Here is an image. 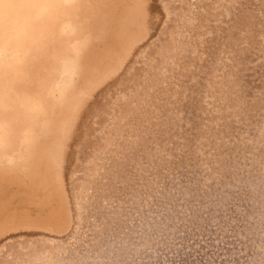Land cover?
Returning <instances> with one entry per match:
<instances>
[{
  "label": "bare ground",
  "instance_id": "bare-ground-1",
  "mask_svg": "<svg viewBox=\"0 0 264 264\" xmlns=\"http://www.w3.org/2000/svg\"><path fill=\"white\" fill-rule=\"evenodd\" d=\"M193 1L195 4L192 5L190 0H0V248L20 236L63 240L75 228L68 241H57L56 245L61 247L57 251L62 256L63 248L71 247L69 255L62 258L63 264H82L74 252L89 245L86 233L92 222L88 217L101 213L103 207L100 202L104 198V201H110V207L103 205L102 213L108 218L104 221L101 213L104 219H101V224L109 221L113 231H127L135 241L130 246L133 250L118 257L122 258V264H207L206 259L213 264L216 257L206 258V251L201 248L204 252H199L200 246L196 245L197 242L191 243L190 239H194V233L203 235L202 245L213 249V241L216 240H210L211 236L207 234L214 230L208 227L215 223L219 225L224 220H229L231 224H227L232 225L227 226L226 234L232 237L233 248L248 250L243 261L237 264H264V238L262 241L258 238L259 232H264V172L259 177L250 172L253 169L251 157H260L262 149L255 150L252 156L246 154L249 157L246 160L248 166H244L246 170L239 167L234 157L229 156L231 158L228 159V152L232 148L234 155L235 149L242 147L240 138L246 134L236 133L231 138L228 136L229 127L223 124L225 128L217 134L219 146L211 140V148H206L213 153L220 147L228 150L220 155L218 160L221 163L213 160L216 158L211 159L213 155L208 151L206 157L198 148L197 151L195 148V151L190 150L198 134H212L208 129L213 124L203 125L205 116L211 120L223 111L237 110V105L243 103L246 104L244 111H255L256 120L258 113L264 114V96L260 95L264 83L254 87V78L257 79L256 75L261 73H255L250 65L252 60L248 55L243 57L242 52V58H233L231 62L234 65L231 66L234 72L230 69L233 73L229 81L231 86L222 88L219 83L216 86L218 91L220 87L224 89L223 99L214 98L216 94H213L211 96L214 97L208 101L206 83L201 82L196 88L192 86L190 74L183 73L191 66L190 61L193 63L195 55L192 56V52L184 56L187 52L185 47L189 44L182 34L185 30L195 34L202 29L201 24L209 20L206 26L210 25L207 36L212 39L210 53L213 48L215 52L213 61L206 66L209 78L203 75L212 79L210 83L214 85L219 80L224 63L230 62L229 50L238 45L234 35L228 37V28H237L240 23L244 24L243 28L252 29L254 34V30L258 29L254 22L259 21L255 20L260 17L259 11L263 10L262 3L261 8L260 4L256 6L260 0ZM246 36L245 32L242 38ZM172 49L175 50L173 57L169 55ZM144 59L149 62L144 64ZM183 60L190 66L185 64V69L182 68ZM179 63L176 71L183 76L177 73L180 76L174 84H186L179 85L182 97L178 98L177 94L169 100L167 87L155 96L164 75L172 73ZM261 65L259 68H262ZM216 73L219 77L215 78ZM195 96H199L201 101ZM198 101L204 107H193ZM182 106H187L189 112L185 111V114H192V118L186 126L185 139L176 144L168 135V130L173 128L176 117L180 116L181 112L177 110L176 114V109ZM113 109L116 117L111 121L114 127L110 128V125L107 127L106 116L109 110L113 113ZM168 112H174L173 124ZM167 136L166 147L169 150L163 153L162 149L166 147L162 146ZM92 138H96V142L88 144L86 155L84 146ZM197 146L201 147L200 144ZM170 153H173L171 158ZM196 153L200 159H207L202 161V168L198 166ZM243 158L246 159L245 156ZM80 164H85V169L82 170ZM260 165L263 170L264 161ZM106 168L113 174L110 186L108 181H104L109 172L105 173ZM120 168L125 171V178H113L119 174L115 172ZM103 169L104 172H101ZM90 170L92 172L88 176L86 173ZM80 176L85 178L82 183L77 180ZM199 178H202V183L198 182L201 181ZM73 182L77 183V194L82 193L79 192L83 190L81 185L85 184L86 188L93 183L84 190L78 203L74 202L76 187ZM234 195L238 197H233L231 201ZM229 203L235 204V210L228 211V208L225 212L224 204L227 207ZM81 208L87 215L83 217L84 224H87L85 227L80 222ZM235 220L245 224L241 237H237L239 231L233 227ZM199 241L198 244H201ZM104 245L102 243L100 247L104 248ZM222 254L223 251H220L218 260L226 258Z\"/></svg>",
  "mask_w": 264,
  "mask_h": 264
},
{
  "label": "rangeland",
  "instance_id": "rangeland-1",
  "mask_svg": "<svg viewBox=\"0 0 264 264\" xmlns=\"http://www.w3.org/2000/svg\"><path fill=\"white\" fill-rule=\"evenodd\" d=\"M191 1V3L190 4H195V3H193L194 1L193 0H190ZM261 1V0H260ZM259 1V2H260ZM257 3V5L256 6H258L259 4H260V7H261V3H262V7H263V10H260L259 12H260V17L259 16H257V18H256V20L255 21H257V20H259V21H257V22H254V23H257L256 24V26L258 27V29H256V30H254V32L256 33H254V34H252L253 33V30L252 29H249V27H248V29L250 30H248L246 27H244L243 28V25L241 24L240 25V23H238V27L237 28H234V29H237V30H234V29H231L230 27L228 28V30H229V32H227L228 34V37H231L232 35H234L235 37H236V39H237V41H238V45H236L235 46V48H233L232 49V51H230L229 50V52H228V57L229 56H231L230 58H229V60H230V62H225L226 63V65H225V63H224V67L222 68V70H221V72L222 73H220L219 74V76H218V73H216V75L214 74V76H215V78L216 77H219L218 79V81H216L215 82V80L213 81V83H214V85H212L211 83H212V79L210 80V79H208L209 77H208V75H206V73L207 74H209V71H207L208 70V67H206L207 66V64L210 62V61H213L212 60V57L214 56V48H213V52L212 53H210L212 50H211V48L212 47H210V43L212 42V39H210L209 37H207L208 36V32L210 31V25H207L206 26V23H209V20H208V22L206 21V22H204L205 23V25H204V23L203 24H201L203 27H202V29H204V31L202 30V29H198V31H196V32H194L195 34H191V32H189V31H187V30H185V32H183L182 34L184 35V37H183V39H184V41H186V38L188 39L187 41H186V43L187 44H189L188 45V47H185V50L184 51H187V52H185V55L184 56H186V54L188 55L189 53H192V52H194L193 54H192V56L193 55H195L194 57V59H195V61H194V59H193V63L190 61V64H191V66H190V64H187L186 63V61L185 60H183V62H181V66H182V68H184L185 69V67L188 65V66H190L189 67V69H185L184 70V74L186 75L187 73H189L190 74V77H191V81H192V86H196V88H198V86H200V84H201V82H205L206 83V85H205V88H206V90H207V88L210 90H207L206 91V93H207V95H209L207 98H208V101L209 100H211L212 99V97H214V96H211V95H213V94H216L215 95V97L214 98H217V96L218 97H221V99H223L222 97H223V95L222 94H224V89H222L223 87H225V88H228V87H230L231 85H229L230 84V78H232V72H234L233 70H232V67L231 66H234V65H231V62L233 61V58L234 59H239V58H242V54H244L243 55V57L245 56L246 57V55H248L249 56V59L250 60H252V61H250V65H252V67L251 68H254V70L256 71L255 73H261V74H257L256 76H257V79L256 78H254V82L256 83L255 85H254V87H256L257 85H259V84H263L264 83V81H262V80H264V26H262V25H264V22H261V21H263L264 20V0H263V2H260V3ZM261 7V8H262ZM262 12V13H261ZM262 17V18H261ZM260 18V19H259ZM262 23V24H261ZM260 25V26H259ZM201 27V26H200ZM199 27V28H200ZM263 27V28H262ZM207 28H209V29H207ZM243 29V30H242ZM208 30V31H207ZM246 30V31H245ZM252 30V31H251ZM262 30V31H261ZM184 31V30H183ZM200 31V32H199ZM231 31V32H230ZM242 31V32H241ZM247 33V36H246V38H242V35H244L245 34V32ZM202 32H203V34H202ZM242 33V35H241V33ZM244 32V33H243ZM240 33V34H239ZM199 34V35H198ZM249 34V35H248ZM252 34V35H251ZM203 35V36H202ZM262 35V36H261ZM192 36V37H191ZM250 36V37H249ZM252 36H254V38H252ZM257 36V37H256ZM189 37V38H188ZM204 37V38H203ZM206 37V38H205ZM248 37V38H247ZM201 38V39H200ZM242 38V39H241ZM240 39V40H239ZM255 39H257V40H255ZM190 40V41H189ZM193 40H195V41H193ZM196 40H198V41H196ZM201 40V41H200ZM205 40V41H204ZM207 40V41H206ZM262 40V41H261ZM191 43H189V42ZM211 41V42H210ZM255 41H256V43H255ZM259 41H261V42H259ZM201 42V44H199ZM205 44H204V43ZM248 42V43H247ZM152 43V42H151ZM186 44V45H187ZM245 44V45H244ZM256 44V45H255ZM195 46V47H193L194 49H192V46ZM200 45V46H199ZM202 45V46H201ZM263 45V46H262ZM240 47V50H239V47ZM258 46L260 47V46H262V47H260V49L258 48ZM202 47V48H201ZM247 47V48H246ZM254 47V48H253ZM238 48V49H237ZM246 50H245V49ZM253 48V49H252ZM261 48H262V50H261ZM248 49V50H247ZM258 49V50H257ZM194 50V51H193ZM256 50V51H255ZM200 51V52H199ZM245 51V52H244ZM172 52V53H171ZM209 52V53H208ZM243 52V53H242ZM262 52V53H261ZM170 54L169 55H171V57H173L174 56V54H175V50L174 49H172L170 52H169ZM201 53V54H200ZM230 53V54H229ZM242 53V54H241ZM248 53V54H247ZM203 54V55H202ZM208 54V56H206ZM210 54V55H209ZM235 54V55H234ZM239 54V55H238ZM259 54H261V55H259ZM202 55V56H201ZM237 55V56H236ZM197 56V57H196ZM236 56V57H235ZM239 56V57H238ZM196 58L198 59V60H196ZM263 59V60H262ZM207 60V61H206ZM200 61V62H199ZM215 61V60H214ZM255 61H256V63H255ZM259 61V62H258ZM149 61H147V59L145 60L144 59V64H147ZM261 62H263V63H261ZM142 63V64H143ZM258 63V64H257ZM141 64V63H140ZM185 64H186V66H185ZM199 64V65H198ZM228 64V65H227ZM253 64H255V65H253ZM256 64H257V66H256ZM262 64V65H261ZM260 65H261V67L262 68H259L260 67ZM138 66H139V64H138ZM179 66H180V63L178 64V65H176L174 68L175 69H173V72L172 73H168L167 75L165 74L164 75V77H163V79H162V81H161V85L158 83V85H160L161 86V88H159V90H158V93H155V96L157 95V94H161L160 92H161V89L163 90H167V96L169 97L168 99L169 100H172V98L174 97V96H176L177 94V97L179 98V97H182V95H183V93H182V91H181V93H179L180 92V86L179 85H181L182 83H178V86L177 85H175L174 84V82H175V79L177 78V77H179L180 75H182V73H180V72H177L176 71V68H179ZM184 66V67H183ZM228 66V67H227ZM230 66V67H229ZM198 67V68H197ZM227 68H229V71H230V69H231V75H229L230 73H229V71H228V69ZM262 71H260L259 69ZM223 69H225L224 71H225V73H224V71H223ZM187 70V71H186ZM200 70V71H199ZM174 71H175V73H176V75L174 74ZM227 71V72H226ZM177 73H179L180 75H178ZM200 73V74H199ZM203 73L208 77H204L205 75H203ZM171 74V75H170ZM221 74H223V76L221 75ZM199 75V76H198ZM262 75V76H261ZM183 76V75H182ZM225 76V77H224ZM260 76V77H259ZM211 77V76H210ZM223 77V78H222ZM227 77V78H226ZM259 77V78H258ZM169 78H170V80H169ZM225 78V79H224ZM262 80H261V79ZM221 79V80H220ZM204 80V81H203ZM207 80H209V83H208V81ZM210 81H211V83H210ZM223 82V84H222V82ZM165 82V83H164ZM172 82V83H171ZM224 82H225V84H224ZM261 82H263V83H261ZM163 83V84H162ZM218 83L219 84H221V85H223L222 86V88L220 87L219 89V91L217 90V87L216 86H218ZM197 84V85H196ZM228 84V85H227ZM170 85H172V86H170ZM186 84H182V86H185ZM159 86V87H160ZM194 86V87H195ZM213 86H215L214 87V89H215V92H214V89H213ZM165 87H167V89L165 88ZM211 87V88H210ZM173 89V90H172ZM178 89V90H177ZM217 90V91H216ZM160 91V92H159ZM171 91V92H170ZM201 91H203V90H201ZM223 91V92H222ZM176 92V93H175ZM178 92V93H177ZM210 92H212V93H210ZM217 92H219V93H217ZM222 92V93H221ZM228 92H229V90H228ZM228 92H225V94L226 93H228ZM263 92H264V89H263ZM263 92H261L262 94H260V95H262V96H264V93ZM218 94V95H217ZM259 94H257V95H255L256 97L258 96ZM194 98H196V99H198V100H200L199 99V96H195ZM201 101V100H200ZM200 101H198V102H195L194 103V105H193V107H195V105H198V107L202 104ZM173 102H175V101H173ZM183 103V102H182ZM181 103V104H182ZM212 104H213V102H212ZM227 105H229V104H227ZM134 106L136 107V105H135V103H134ZM181 106V105H180ZM202 106V105H201ZM213 106H214V104H213ZM238 107H237V110H234V111H229V112H225V111H223L222 113H221V115H217V116H215V117H213L211 120H210V118L209 117H203V125L205 124H208V123H210L211 122V124H213L212 125V127L211 128H209L208 129V131L211 133L212 132V134H206V133H201V135L200 136H198L197 135V137H196V139L194 140L195 142L194 143H192V147H191V149L190 150H192L193 148H195V150L197 151V148H198V151L199 152H201V153H203L206 157H207V154H208V150H206V148L208 147V148H211V146H212V143L213 142H216L217 143V140H219V138L217 137L218 135L217 134H219V132H221L225 127H223L224 125L225 126H228L229 127V135L228 136H230L231 138H234L235 136H236V133L237 134H241L242 132L243 133H245L246 135L245 136H243L242 138H240V143L242 144V147L241 148H236L235 149V154L234 155H232V151H231V149L232 148H230V152H228V154H230V155H228L227 153V155H228V157L229 156H231V157H234L235 158V162H236V165H237V163H238V166L240 167H244V166H248L247 164V162L248 161H246L249 157H247L246 156V154L248 153L249 154V156H252L253 154H255L254 153V151L256 150V151H258V150H261L262 149V155L261 156H264V114L262 115V114H260V113H258L259 115H258V119L256 120L255 118H257V115H255V111H253L252 113H248L249 111L247 110V112L246 111H244V110H246V104H242V105H237ZM182 107H183V109H182ZM182 107H180V108H178V109H176V111H175V113L177 114V110H179V117H176L177 119L175 120V123H174V125H173V128L172 129H170V128H168V129H170V130H168V135H170V137H173V142H175L176 144H179V142H181L182 141V139H185V137L184 136H186L187 134H186V126L188 125V123H189V120L192 118V114H190V113H186L185 114V111H188L187 110V106H182ZM197 107V106H196ZM202 107H204V106H202ZM243 107V108H242ZM168 108H170V107H168ZM202 109H204V108H202ZM227 109V108H226ZM181 110V111H180ZM183 110V111H182ZM243 110V111H242ZM168 111H170V109H168ZM193 111V110H192ZM237 111H239V113H237ZM240 111H241V113H240ZM189 112V111H188ZM204 113H205V109H204V111H203ZM236 112V113H235ZM244 112V113H243ZM112 113V110H109V112L107 113V115L108 116H106V118H107V123H108V125H107V127H109V125H110V128H112V127H114V125H112L111 124V121H112V119L114 118V117H116V115H115V113H114V109H113V113ZM169 113V119H171L172 120V124H173V117L175 116L174 115V112H168ZM184 113V114H183ZM225 113V114H224ZM228 115H227V114ZM230 113V114H229ZM223 114V115H222ZM235 114V115H234ZM238 114V115H237ZM242 114V115H241ZM244 114V115H243ZM110 115H112V117L110 116ZM183 115V116H182ZM225 115V116H224ZM230 116V118L229 117H227V116ZM241 115V116H240ZM247 115H249V117L247 116ZM110 116V117H109ZM221 116H222V119L225 117H227V119H228V121H229V119H232V121L230 122H228L227 121V119H220L221 118ZM233 118H232V117ZM237 116V117H236ZM243 116H247L246 118L245 117H243ZM260 116V117H259ZM184 117H185V119H184ZM251 117H253V118H251ZM238 118H239V120H238ZM180 119V120H179ZM188 119V120H187ZM250 119V120H249ZM262 119V120H261ZM184 120V121H183ZM208 120V121H207ZM222 120V121H221ZM226 120V121H225ZM110 121V122H109ZM181 121V122H180ZM187 121V122H186ZM206 121H207V123H206ZM237 121V122H236ZM246 121V122H245ZM179 122V123H178ZM186 122V123H185ZM205 122V123H204ZM214 122L215 123H217V124H214ZM222 124H221V123ZM223 122H225V123H223ZM228 122V123H227ZM260 122V123H259ZM220 123V124H219ZM230 123H232V124H230ZM239 123V124H238ZM248 123H250V124H248ZM224 124V125H223ZM229 124V125H228ZM238 126H237V125ZM184 125H185V127H184ZM222 125V126H221ZM214 126V127H213ZM259 126V127H258ZM217 127V128H216ZM245 127V128H244ZM258 127V128H257ZM180 128V129H179ZM185 129V131H184V129ZM213 128V129H212ZM239 130H238V129ZM262 128H263V130H262ZM179 129V130H178ZM218 129V130H217ZM245 129H246V131H245ZM172 130H175V131H173L174 133H170V132H172ZM183 130V131H182ZM235 130V131H234ZM178 131H180L179 132V134H178ZM183 132H184V134H183ZM261 132V133H260ZM263 132V133H262ZM228 133V132H227ZM248 133V134H247ZM232 134V135H231ZM249 134H251V137L249 136ZM183 135V136H182ZM204 137H203V136ZM180 136V137H179ZM233 136V137H232ZM262 136V137H261ZM178 137V138H177ZM200 139H199V138ZM247 137H250V139L249 138H247ZM214 138V139H213ZM215 138H216V140H215ZM244 138V139H243ZM246 138V139H245ZM262 138H263V140H262ZM178 139V140H177ZM181 139V140H180ZM204 139V140H203ZM209 139V141L207 142V140ZM249 139V140H248ZM96 140V138H92L90 141H89V143H87L85 146H84V148H85V150L87 149V147L89 148V145L88 144H91V143H94L95 144V141ZM213 142H212V141ZM261 140V141H260ZM94 141V142H93ZM167 141V142H166ZM192 141V140H191ZM196 141H197V143H196ZM206 143H204V142ZM246 141V142H245ZM178 142V143H177ZM203 142V146L204 147H202V143ZM261 142H263V143H261ZM165 144H164V146H162V148L163 147H166V146H168L167 144H168V136H167V139H165V142H164ZM208 143V144H207ZM246 143H249V144H246ZM181 144V143H180ZM194 144H200V148L197 146V145H194ZM247 146H246V145ZM207 145V146H206ZM210 145V146H209ZM217 145H218V143H217ZM244 145V146H243ZM219 146V145H218ZM246 147H248L249 149L247 150L246 149ZM97 148H98V146H97ZM203 148V149H202ZM205 148V149H204ZM88 150V149H87ZM85 151L86 153V155H87V152L88 151ZM166 150H169L167 147L166 148H163L162 149V151H163V153H165V151ZM194 149L192 150V151H195ZM238 152H237V151ZM244 150H245V153H244ZM203 151V152H202ZM208 151V152H207ZM220 151V152H219ZM228 150H225L223 147H220V149H218L215 153H213V152H209V153H211L212 155H213V157H211V159L212 158H216V159H213L215 162H220L218 159H219V157H220V155H222L223 153H225V152H227ZM222 152V153H221ZM240 152V153H239ZM242 152L245 154L244 156L246 157V159L245 158H243L244 156H243V154H242ZM173 154V153H172ZM172 154L170 153L169 154V157L171 158V156H172ZM238 154V155H237ZM241 154V155H240ZM196 156H197V160H199V164H198V166L200 167V168H202L204 165V162H202V161H204V160H207L206 158H199V156L197 155V153L195 154ZM209 155V154H208ZM219 155V156H218ZM237 155V156H236ZM240 155V156H239ZM81 156H83V155H81ZM218 156V157H217ZM260 156V157H261ZM231 157H229L228 159L230 160V158ZM260 157H256V156H252L251 157V159H252V162H251V167L253 168L252 169V171H250V172H252L254 175H257L258 177H259V175L260 176H262L263 175V172H264V168H263V170H262V165H260V164H262L263 163V161H264V157L262 158H260ZM239 158V159H238ZM243 158V159H242ZM227 159V160H228ZM237 159V160H236ZM242 159V160H241ZM258 159V160H257ZM260 159H262V160H260ZM200 160H201V162H200ZM228 160V161H229ZM239 160V161H238ZM249 160V159H248ZM259 161H260V163H259ZM221 163V162H220ZM242 163V164H241ZM241 164V165H240ZM81 165V164H80ZM205 165H208V163H206ZM243 165V166H242ZM82 166V165H81ZM84 166V167H83ZM82 167H81V169L83 170V169H85V164L83 165ZM198 168V167H197ZM244 169L246 170V168L244 167ZM243 169V170H244ZM207 172L209 173V171H208V167H207ZM101 171V170H100ZM109 171V168H106L105 169V173L106 172H108ZM253 171H255V172H253ZM91 172H92V170H90V172L88 173H86L88 176H90L91 175ZM101 172H104V169H103V171H101ZM123 171H122V168H120L118 171H116L115 172V174H117V173H119V174H117V175H115L113 178H115V177H118L117 179L118 180H120L121 179V176L122 177H124L125 178V171L122 173ZM216 173H217V171H216ZM85 174V175H86ZM90 174V175H89ZM111 174H112V170H110L109 172H108V175H106V176H104V181H108V183H109V186H110V181H111ZM218 174V173H217ZM113 175V174H112ZM209 175V174H208ZM77 178V177H76ZM76 178H75V180H76ZM92 179H93V177H92ZM200 180L202 179V178H199ZM198 179V180H199ZM78 180V182L80 181V183H82L84 180H85V178L83 179L81 176L77 179ZM180 180V181H179ZM179 180H177V181H179V183H181V179H179ZM225 182H226V180H224ZM119 182V181H118ZM118 182H117V184H118ZM198 182H203L202 180L201 181H198ZM93 184V183H92ZM91 183H89L88 184V186L89 185H92ZM74 187H76V188H74V193L76 192V194H74V197L76 198H74V202H76V203H78L77 201H80L81 199H82V195H84V190H87L88 189V186L85 188V184L84 185H81V190L82 191H79V192H82V193H80V194H77V191L79 190L78 189V187H77V183H75V182H73V184H72ZM204 185H206V184H204ZM181 186L182 187H184V186H186L185 184L184 185H182L181 184ZM85 188V189H84ZM82 194V195H81ZM228 194H231V193H228ZM77 195V196H76ZM232 195V194H231ZM227 197V196H226ZM237 198L238 196L237 195H234V196H232L231 198V201H233L234 200V198ZM101 199H103V201H101L100 202V205H102V207L103 208H105L104 206H107V208L108 207H110V205H109V203H110V201L108 202V200H107V202L106 201H104V198H101ZM76 200V201H75ZM106 203V204H105ZM227 204V203H226ZM226 204H224L225 205V212L228 210V208H229V210L228 211H230V209H231V211H232V208L234 209V206H235V204L233 203V205H232V203H229L230 205H227V207H226ZM104 205V206H103ZM232 205V206H231ZM231 206V207H230ZM102 208V211H101V213L103 212V209ZM107 210V209H106ZM120 210H121V206H120ZM119 210V211H120ZM235 210V209H234ZM79 211V210H78ZM84 210L81 208V220H80V222L82 223L83 222V225H84V227H85V225H87L86 224V222H85V224H84V220H85V218L83 219V217H85V216H87L86 214L84 215L83 212ZM97 213V214H95V217H93V218H90V217H88L89 218V221H91L92 223L90 224L91 226H90V229L88 230V228H87V233H86V238H87V243H89V245L88 246H86L85 248H82L80 251L78 250L77 252H74V255H76V257L78 258V260L82 263V264H122V262H121V259H119L118 257L119 256H124L126 253H128V252H130V250H133V248H131L130 246L133 244V243H135V241H133V237L132 236H130V235H128V233H127V231H124V230H121V229H119L118 230V232H116V231H113V226L111 227L110 226V224H108V222L109 221H107V224H105V225H103V224H101V219H102V221L105 219V218H108L104 213ZM79 216H80V214H79V212L77 213ZM100 214L103 216V218H102V216H100ZM116 214V213H115ZM115 214H113L115 217H117V215H115ZM100 216V217H99ZM109 217H111V216H109ZM226 218V217H225ZM79 219H80V217H79ZM116 219V218H115ZM231 219H233V218H231ZM94 220V221H93ZM107 219H105L104 221H106ZM234 220V219H233ZM96 221V222H95ZM113 221V220H112ZM225 222H222V223H220L219 225H217L216 223L213 225V226H215L214 228H212L213 226H209L208 227V229L209 230H211V229H213L214 231L212 232V230H211V233L208 231V229H204L205 231H207V233H210V234H207V236L208 237H210V240L212 239V241L213 240H216V241H213V242H215L214 243V245H213V249H212V247L209 249L207 246H204V245H202V239H201V237L203 238V235H200V236H198L199 234H197V233H194V235L196 234V236H193L192 235V237H194V239L192 238V239H190L191 240V243H196L197 242V244L196 245H198V246H200V249H199V252L202 250V252H204V251H206V254H204V256H206V258H209V257H213V256H215L216 258H217V256H218V254L220 253V251H223V254L222 255H224L226 258L224 259L223 257H221V258H219V260H218V258H217V260L219 261V262H217V260H216V258H215V261L217 262H213V264H229V261L231 260V263L230 264H237V263H239V262H241V261H243V259L245 258V255L247 254V251L248 250H246V249H244V248H241V250H240V248H237V249H235V248H233V246L231 245V241L230 240H232L231 238L232 237H228V235L226 234V230H228L227 228L229 227V226H232V225H228V224H231L230 222H229V220H224ZM236 221V223H233V227H236V229H237V231H239V232H237V237H241L240 236V234H242L244 231L243 230H245V224H239L238 222H237V220H235ZM235 221H233V222H235ZM80 222H79V224H78V226L77 227H79L80 226ZM115 222H116V220H115ZM228 223V224H227ZM102 225V226H101ZM108 225V226H107ZM235 225V226H234ZM238 225H239V227H238ZM94 226H95V228H94ZM223 226V227H222ZM228 226V227H227ZM216 227H217V229H216ZM226 229H225V228ZM241 227V228H240ZM93 228V229H92ZM221 229H223V231H224V229H225V231L224 232H222V230ZM76 229L74 228L71 232H70V234L68 235V236H66L65 238L66 239H63V240H65V241H68V239L70 238V235H72L73 233H74V231H75ZM102 232H101V231ZM107 230V231H106ZM217 230H218V233H217ZM220 230V231H219ZM216 231V232H215ZM241 231V232H240ZM73 232V233H72ZM94 232V233H93ZM109 232V233H108ZM116 232V233H115ZM91 233V234H90ZM102 233V234H101ZM104 233H105V236H104ZM126 233V234H125ZM223 235H222V234ZM226 235H225V234ZM239 233V234H238ZM264 233V232H263ZM261 231L259 232V235H258V238H259V240L260 241H262V238H264V234H263ZM121 234V235H120ZM212 234V235H211ZM119 235V236H118ZM215 235H217V238H218V236H219V238L217 239L216 238V236ZM96 236V237H95ZM98 236V237H97ZM27 237V238H26ZM25 238L23 237V236H20L19 238H16V241H15V239H12V242H10V243H4L3 245H2V249L0 248V260L2 259V261H0V262H3L2 264H7L8 262V264H11L12 262V264H15V262H16V264H58V263H61V264H63V257H64V255L66 256V254H68L69 255V253H68V249H72L71 247L69 248V246L67 247V248H63V251H62V253H64V255H60L59 253H58V251L57 250H59V248L61 249V247L60 246H58V245H56L57 244V241H59V240H61V241H63L62 239H58V240H52V239H50V238H47V237H41V236H39V239H38V237H36L35 235H29V236H26ZM29 237H31V239L29 238ZM35 237V238H34ZM199 237V238H198ZM226 237V238H225ZM23 238V239H22ZM44 238H46V240L44 239ZM95 238V239H94ZM261 238V239H260ZM21 239V240H20ZM35 239V240H34ZM36 239H38L37 241H36ZM41 239V240H40ZM99 239V240H98ZM198 239H200V241L198 240ZM222 239V240H221ZM227 239V240H226ZM228 239H229V241H228ZM14 240V241H13ZM26 240H28V241H26ZM102 240V241H101ZM118 240V241H117ZM126 240V241H125ZM189 240V241H190ZM192 240L194 241V242H192ZM24 241H25V244L27 245H25V244H23L24 243ZM33 241H35L34 243H33ZM42 241V242H41ZM61 241H59V242H61ZM93 241V242H92ZM104 241V242H103ZM121 241V242H120ZM198 241H199V243H201V244H198ZM14 242V243H13ZM20 242H22V243H20ZM39 242H41V243H39ZM230 244H229V243ZM233 242V241H232ZM15 243L17 244L16 246H14L15 245ZM19 243V244H18ZM32 243V244H31ZM47 243H48V245H47ZM91 243H94V244H91ZM102 243H104L105 245H104V248H101L100 247V245L102 244ZM11 244V245H10ZM13 244V245H12ZM24 245V247L22 246V245ZM44 244V245H43ZM130 244V245H129ZM215 244H216V246H215ZM220 244V245H219ZM223 244V245H222ZM30 247H29V246ZM38 245H40V247L38 246ZM42 245H43V247H42ZM46 245V246H45ZM56 247H55V246ZM98 245V246H97ZM111 245V246H110ZM191 245H194V244H191ZM218 245H219V247H221V248H219L218 247ZM8 246V248H10V249H8L7 250V247ZM90 246V247H89ZM189 246V245H188ZM227 246V247H226ZM232 246V247H231ZM16 247V248H15ZM18 247V248H17ZM49 248L50 247V249H45V248ZM59 247V248H58ZM114 247V248H113ZM56 248V249H55ZM58 248V249H57ZM107 248H108V250H107ZM111 248V249H110ZM117 248V249H116ZM128 248V249H127ZM201 248H203L204 249V251H203V249H201ZM227 250H226V249ZM233 249V250H231V249ZM12 249H14V250H12ZM17 249V250H16ZM25 249V250H24ZM30 249V250H29ZM40 249V250H39ZM44 249V250H43ZM53 249V250H52ZM65 249H67L66 251H65ZM115 249V250H114ZM206 249H208V251L206 250ZM234 249H235V252H234ZM242 249H243V251H242ZM9 250H10V254H9ZM43 250V251H42ZM48 250V251H47ZM97 250V251H96ZM119 250V251H118ZM129 250V251H128ZM213 250H215V252H213ZM230 250H231V252H230ZM239 250V251H238ZM246 250V251H245ZM17 251H19V252H17ZM21 251V252H20ZM37 251V252H36ZM39 251V252H38ZM46 251H47V253H46ZM128 251V252H127ZM237 251V252H236ZM6 252V253H5ZM54 252V253H53ZM106 252V253H105ZM121 252V253H120ZM126 252V253H125ZM211 252V253H210ZM217 252V253H216ZM240 252V253H239ZM242 252H243V254H242ZM259 252V251H258ZM3 253H4V255H3ZM40 253V254H39ZM43 253V254H42ZM49 253V254H48ZM112 253V254H111ZM208 253V254H207ZM235 253V254H234ZM246 253V254H245ZM35 254V255H34ZM48 256H47V255ZM226 254V255H225ZM230 254V255H229ZM236 254H238V255H236ZM257 254V251H255V253H254V255L255 256H257L256 255ZM2 255V256H1ZM17 255H19V257L17 256ZM24 255V256H23ZM38 255V256H37ZM40 255V256H39ZM43 255V256H42ZM51 255V256H50ZM55 255V256H54ZM96 255V256H95ZM98 255V256H97ZM105 255V256H104ZM118 255V256H117ZM235 255V256H234ZM240 255H242L241 257H239ZM3 256H4V258H3ZM17 258H16V257ZM24 258H23V257ZM59 256H60V258H59ZM71 256V255H70ZM108 256V257H107ZM114 256V257H113ZM209 256V257H208ZM232 256V257H231ZM237 256V257H236ZM244 256V257H243ZM38 257H39V259H38ZM113 259H112V258ZM127 257V256H126ZM239 257V258H238ZM243 257V258H242ZM6 258V259H5ZM19 258H20V260H19ZM29 258V259H28ZM43 258V259H42ZM46 259V261H45V259ZM92 260H91V259ZM239 260H237V259ZM97 259H99V260H97ZM211 259V258H210ZM221 259V260H220ZM236 259V261L237 262H235L234 260ZM7 260V261H6ZM11 260V261H10ZM29 260V261H28ZM31 260V261H30ZM52 260V261H51ZM89 260L91 261V262H89ZM105 260V261H104ZM207 261L206 262H208L207 264H210V262H209V260L208 259H206ZM224 260V262H222ZM226 260H227V262H226ZM49 261V262H48ZM61 261V262H60ZM98 261H99V263H98ZM23 262V263H22ZM148 262H149V260H148ZM151 262H149L148 264H150Z\"/></svg>",
  "mask_w": 264,
  "mask_h": 264
}]
</instances>
